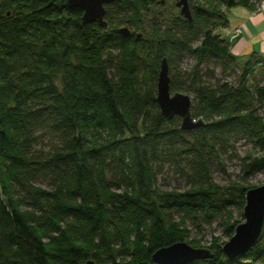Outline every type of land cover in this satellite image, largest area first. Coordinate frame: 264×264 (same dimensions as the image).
Segmentation results:
<instances>
[{
    "label": "trees",
    "instance_id": "16d2710c",
    "mask_svg": "<svg viewBox=\"0 0 264 264\" xmlns=\"http://www.w3.org/2000/svg\"><path fill=\"white\" fill-rule=\"evenodd\" d=\"M188 2L190 20L168 0H116L103 27L67 0H0V264H155L159 248L200 246L188 223L217 222L228 240L244 220L252 186L212 173L240 141L258 151L241 159L244 179L264 170V56L240 60L216 30L226 10L262 0ZM163 58L170 92L191 97L202 125L161 113ZM45 133L49 151L35 148ZM165 165L184 189L157 185ZM225 242L186 264H264V226L234 259Z\"/></svg>",
    "mask_w": 264,
    "mask_h": 264
},
{
    "label": "water",
    "instance_id": "95a60500",
    "mask_svg": "<svg viewBox=\"0 0 264 264\" xmlns=\"http://www.w3.org/2000/svg\"><path fill=\"white\" fill-rule=\"evenodd\" d=\"M116 0H67L70 7H78L83 11L82 21L85 23H98L106 27L105 5ZM158 4H165L166 0H157ZM174 5L179 14L191 19L188 0H177ZM119 33L128 35L127 27L120 28ZM170 78L168 63L165 58L161 60L157 77L156 102L161 113L172 118L178 115L181 118V129L191 130L202 125L201 120H194L191 114V97L182 92H170ZM243 222L239 223L233 235L223 244L222 250L229 259H234L250 250L258 240L262 226H264V185L250 188L246 191L245 205L243 207ZM213 253L208 248H197L184 241L173 243L157 249L151 256L155 264H186L193 260L208 259ZM85 264H94L92 260Z\"/></svg>",
    "mask_w": 264,
    "mask_h": 264
},
{
    "label": "rangeland",
    "instance_id": "374dc122",
    "mask_svg": "<svg viewBox=\"0 0 264 264\" xmlns=\"http://www.w3.org/2000/svg\"><path fill=\"white\" fill-rule=\"evenodd\" d=\"M175 1L177 0H168V2L172 4L175 3ZM123 27H127L129 29V32L131 33H137L135 29H131L130 27H128V25H126V23H122L119 26V29ZM55 143H56V138L51 136L50 134L45 133L38 138V142L35 148L42 149L44 151H49L52 150ZM253 149L254 148L252 147V144L249 142L240 141L236 143L233 146V149L228 151L223 158L224 170L220 167H217L213 170L212 173L213 183L219 186H224L227 185L228 183H238L246 186L250 185L252 186L251 188L264 185V170L254 172L247 179H244V174L241 171L243 165L241 159L246 155V153L252 151L255 153V154L253 153L254 155H257L258 151ZM36 185L43 189H49V184L46 180H40L36 183ZM157 185L160 186L161 188H166V189L185 188L184 181L181 180L178 177L177 173L174 172L173 166H169V165L164 166L162 173L158 176ZM233 215L234 217L238 218L239 210L235 208L233 210ZM188 226L191 229L190 230L191 233L189 237L190 240L194 239L195 241L200 242V246L197 248H207L212 238H220L222 241H227V237L223 234L222 227L217 222H214L211 225L203 224L202 230L199 231L194 227H192L190 223H188ZM188 240L184 242L188 243L189 242ZM188 244L191 245L190 243Z\"/></svg>",
    "mask_w": 264,
    "mask_h": 264
},
{
    "label": "crops",
    "instance_id": "0c3cea01",
    "mask_svg": "<svg viewBox=\"0 0 264 264\" xmlns=\"http://www.w3.org/2000/svg\"><path fill=\"white\" fill-rule=\"evenodd\" d=\"M226 24L217 33L231 44V52L240 60L251 53L264 56V7L250 11L235 6L225 11Z\"/></svg>",
    "mask_w": 264,
    "mask_h": 264
},
{
    "label": "built area",
    "instance_id": "2783aa9c",
    "mask_svg": "<svg viewBox=\"0 0 264 264\" xmlns=\"http://www.w3.org/2000/svg\"><path fill=\"white\" fill-rule=\"evenodd\" d=\"M261 7H264V0H262L261 5L258 9H260Z\"/></svg>",
    "mask_w": 264,
    "mask_h": 264
}]
</instances>
